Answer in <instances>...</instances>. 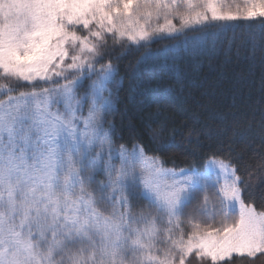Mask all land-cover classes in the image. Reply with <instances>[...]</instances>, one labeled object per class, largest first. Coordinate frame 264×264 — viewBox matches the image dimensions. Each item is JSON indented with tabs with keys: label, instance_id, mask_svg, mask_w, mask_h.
I'll return each instance as SVG.
<instances>
[{
	"label": "snow or ice",
	"instance_id": "1",
	"mask_svg": "<svg viewBox=\"0 0 264 264\" xmlns=\"http://www.w3.org/2000/svg\"><path fill=\"white\" fill-rule=\"evenodd\" d=\"M257 18L264 0L235 10L221 0H0V264H65L57 255L76 244L88 247L69 264H125L129 253L132 264L264 256V210L245 201L236 166L213 154L203 170L177 171L140 143L116 146L105 117L117 70L111 60L96 67L109 36L139 47ZM22 83L32 91L12 95ZM167 127L161 121L159 132ZM174 139L175 130L162 143ZM137 197L147 204L133 212Z\"/></svg>",
	"mask_w": 264,
	"mask_h": 264
},
{
	"label": "trees",
	"instance_id": "2",
	"mask_svg": "<svg viewBox=\"0 0 264 264\" xmlns=\"http://www.w3.org/2000/svg\"><path fill=\"white\" fill-rule=\"evenodd\" d=\"M107 42L106 55L96 67L111 60L117 70L113 111L107 115L115 128V145L131 148L140 143L147 155L160 157L174 170H203L207 158L215 154L236 166L247 184L245 201L264 210V20L231 21L224 30L189 29L147 46L129 47L127 40L114 46L111 36ZM89 83L84 80L79 95ZM29 91L32 88L22 83L12 95ZM161 121L168 125L162 133ZM173 130L174 142L162 143ZM146 204L134 198L132 210ZM181 227L188 230L186 222ZM81 247L88 246H69L56 259L69 264L70 255ZM188 264L201 262L193 255ZM225 264H264V256L255 260L233 256Z\"/></svg>",
	"mask_w": 264,
	"mask_h": 264
},
{
	"label": "rangeland",
	"instance_id": "3",
	"mask_svg": "<svg viewBox=\"0 0 264 264\" xmlns=\"http://www.w3.org/2000/svg\"><path fill=\"white\" fill-rule=\"evenodd\" d=\"M143 2H144V0H140V3H143ZM221 2H222L223 4H225L227 7H231L233 10H235L236 6H238V5H239L240 7H243V6H244V0H221ZM169 19H172V17H169ZM174 22L177 24V26H179V20H175ZM141 23H143V21H141ZM158 23H159V24L164 23V19H163L162 17H161L159 20H156V19L154 18V19L152 20V22H151L152 26H155V25L158 24ZM95 78H96V77H95ZM109 86L113 88V101H114L115 90H114L113 85H109ZM105 95H107V93H105ZM80 96H82V95H80ZM55 107H56V106H54V108H55ZM60 109H61V111H63V106H60ZM87 113H88V104L86 103V104L84 105V112H83V114L86 116ZM105 120H106L105 127H107V122H109L107 116L105 117ZM148 156H149V155H148ZM116 163L118 164V161H117ZM164 167L167 168V169H171V168H168V167H166V166H164ZM177 171H179V170H177ZM103 179H104L103 174H98V175H97V180H103ZM161 182H162V183L166 182V178H162V179H161ZM98 194H99V193H97V195H98ZM99 207H100L101 211L104 212L105 215H108L109 212L111 211L110 207H107L106 205H99ZM133 212H137V211H133ZM157 226L160 227V228H162V229L166 227V225H161V224H159V222H157ZM140 227L143 228V227H145V225L141 224ZM162 236H163V232L161 233V238H162ZM153 254H156V253L154 252ZM138 255H142V254H138ZM125 264H132V254H131V253H129V254H128V257L125 259Z\"/></svg>",
	"mask_w": 264,
	"mask_h": 264
}]
</instances>
